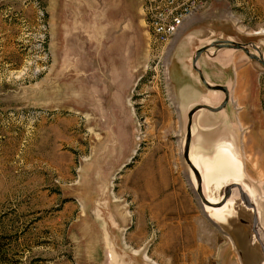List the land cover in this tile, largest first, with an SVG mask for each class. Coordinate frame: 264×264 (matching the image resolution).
I'll return each instance as SVG.
<instances>
[{
  "label": "rangeland",
  "instance_id": "1",
  "mask_svg": "<svg viewBox=\"0 0 264 264\" xmlns=\"http://www.w3.org/2000/svg\"><path fill=\"white\" fill-rule=\"evenodd\" d=\"M211 1L161 47L140 0H0V264H264V65L244 50L199 58L230 98L194 111L185 153L192 107L226 96L196 51L264 57V0Z\"/></svg>",
  "mask_w": 264,
  "mask_h": 264
},
{
  "label": "built area",
  "instance_id": "2",
  "mask_svg": "<svg viewBox=\"0 0 264 264\" xmlns=\"http://www.w3.org/2000/svg\"><path fill=\"white\" fill-rule=\"evenodd\" d=\"M144 13V21L153 41L164 47L170 27L188 14L191 8L210 0H140Z\"/></svg>",
  "mask_w": 264,
  "mask_h": 264
},
{
  "label": "water",
  "instance_id": "3",
  "mask_svg": "<svg viewBox=\"0 0 264 264\" xmlns=\"http://www.w3.org/2000/svg\"><path fill=\"white\" fill-rule=\"evenodd\" d=\"M211 47H216V48H230V49H241V50H244L250 58L257 60L261 64L264 65V57L262 56L261 52L259 53V55L252 52V50H251L250 47H253L256 50H259V47L257 45H255L254 43H252V42L251 43H240V42H237V41H234V40L226 39V40L214 41V42H212L210 44H207V45L202 46L201 48H199L196 51V53L194 55V58H193V66L198 71V73L200 75L201 81L203 82V84L208 89L222 91V92L225 93L226 96H225V99L222 102V104L220 106H218V107H211L209 105H206L205 103H201V104L195 105L190 110V112H189L190 122H189L188 137H187V147H186V151H185L187 158H188V153H189L190 144H191L190 129H191V126H192V123H193L192 115H193L194 111L197 110V109H199V108H207V109H210V110L219 111V110H221L226 105V103L228 102V100L230 98V93H229L228 86L227 85H223V84H212V83L208 82V80L205 78L202 70L198 66V61H199V58L201 57V55L203 53L207 52L208 49H210ZM196 172H197V170H196ZM235 187H240L243 190V187L240 184H237L236 186L231 187L229 189L227 195L225 196L224 202H226L228 200V198L231 195V192L234 190ZM243 196H244V193H243ZM253 224H254L255 232L257 233V231H258L257 230L258 221H257V218L256 217L253 220Z\"/></svg>",
  "mask_w": 264,
  "mask_h": 264
},
{
  "label": "bare ground",
  "instance_id": "4",
  "mask_svg": "<svg viewBox=\"0 0 264 264\" xmlns=\"http://www.w3.org/2000/svg\"><path fill=\"white\" fill-rule=\"evenodd\" d=\"M211 1V0H210ZM213 2V0L211 1ZM209 6V1H205L204 3H200L196 6V8H191L188 14H183V17L179 20H176V23L170 27V35L168 36L165 45H169V43L175 39L176 35L180 33V31L184 28L187 22L191 21L198 14H203L206 11L204 9ZM260 32V31H259ZM258 32V33H259ZM171 44V43H170ZM164 45V46H165ZM166 47V46H165ZM112 65V64H111ZM223 98V97H222ZM102 99V98H101ZM203 99V98H202ZM230 135V134H229ZM216 136V135H215ZM209 137V136H208ZM209 141V140H208Z\"/></svg>",
  "mask_w": 264,
  "mask_h": 264
},
{
  "label": "crops",
  "instance_id": "5",
  "mask_svg": "<svg viewBox=\"0 0 264 264\" xmlns=\"http://www.w3.org/2000/svg\"><path fill=\"white\" fill-rule=\"evenodd\" d=\"M191 21H192V20H191ZM191 21L187 22L186 25H187L188 23H190ZM186 25H185V26H186ZM185 26H184V28H185ZM184 28H183V29H184ZM183 29H182V30H183ZM182 30H181V31H182Z\"/></svg>",
  "mask_w": 264,
  "mask_h": 264
}]
</instances>
